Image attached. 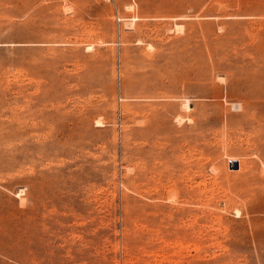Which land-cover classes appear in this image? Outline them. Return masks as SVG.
<instances>
[{"label":"rangeland","instance_id":"rangeland-1","mask_svg":"<svg viewBox=\"0 0 264 264\" xmlns=\"http://www.w3.org/2000/svg\"><path fill=\"white\" fill-rule=\"evenodd\" d=\"M0 264H264V0H0Z\"/></svg>","mask_w":264,"mask_h":264},{"label":"bare ground","instance_id":"bare-ground-1","mask_svg":"<svg viewBox=\"0 0 264 264\" xmlns=\"http://www.w3.org/2000/svg\"><path fill=\"white\" fill-rule=\"evenodd\" d=\"M186 107H188V104H186Z\"/></svg>","mask_w":264,"mask_h":264},{"label":"water","instance_id":"water-1","mask_svg":"<svg viewBox=\"0 0 264 264\" xmlns=\"http://www.w3.org/2000/svg\"><path fill=\"white\" fill-rule=\"evenodd\" d=\"M235 163H237V162L235 161Z\"/></svg>","mask_w":264,"mask_h":264}]
</instances>
